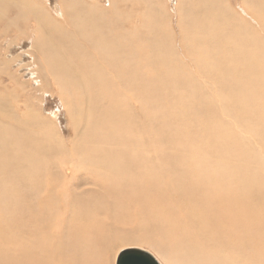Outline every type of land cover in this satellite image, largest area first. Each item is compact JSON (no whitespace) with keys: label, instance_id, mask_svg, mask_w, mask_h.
Here are the masks:
<instances>
[{"label":"bare ground","instance_id":"1","mask_svg":"<svg viewBox=\"0 0 264 264\" xmlns=\"http://www.w3.org/2000/svg\"><path fill=\"white\" fill-rule=\"evenodd\" d=\"M187 3L175 37L154 0H62L65 26L0 0L2 34L36 22L73 136L0 91V264H113L117 237L165 264H264V0Z\"/></svg>","mask_w":264,"mask_h":264},{"label":"rangeland","instance_id":"2","mask_svg":"<svg viewBox=\"0 0 264 264\" xmlns=\"http://www.w3.org/2000/svg\"><path fill=\"white\" fill-rule=\"evenodd\" d=\"M10 1L15 11H19L20 7H16V2L20 0ZM30 1L37 2L39 5L43 6L49 17L53 19V22L56 24L61 26H65L67 24L66 22L69 18L65 15L64 9L62 7V0ZM85 1L96 2L105 10L110 11L112 9L113 3L117 0ZM187 1L189 0H154L155 10H158L159 8L165 9L167 14L166 21L168 20L167 22L165 21V25L175 37H178L180 32L179 22L182 18L180 11L186 9V6L187 8L190 7V5H186ZM224 1L227 5L240 12L242 0ZM123 7L124 6L119 3V8L123 9ZM28 27V30L19 32H16L14 29L10 33L8 32L9 34H2L3 28L0 27V91L4 90L1 92H5V95L10 93L14 97V102L18 104V112L20 114L26 111V106L28 105L29 109H33L46 120V126L44 127L46 132L42 131L40 136L49 138L48 135H52L50 138L54 139L56 136L61 135L63 139H70V118L68 116V107H66L64 99L60 94V89H57L53 84L43 85V71H41L42 69L40 67L41 62L38 61L39 56L41 57V53L39 52L40 50L36 48V42L39 40V30L37 28L36 22L34 20L31 21V24H28ZM209 86L213 85L207 83L203 86L202 90H206ZM219 91V94L222 95L220 88ZM202 95L203 97L211 98L215 96L216 93L208 92L205 95ZM226 119L227 118L223 117L221 114L218 116L219 121L231 124ZM231 127L233 128V126ZM72 139L73 136L71 141ZM68 173L71 174L70 179L73 181V191L77 193H97V183L95 180H93L90 174L76 171L71 173L69 170ZM114 229L118 230L119 232L123 230V228H117L115 226ZM128 231L129 228L125 230V232ZM123 242H127L128 244L121 245L120 243ZM115 247V253L117 252V254L115 255L113 264H117L120 255L123 253V251L127 250L147 251L154 255L160 264H165L164 260L154 249L147 245L137 244L136 241L132 239V237L131 239H127L125 241H121L117 237L115 240Z\"/></svg>","mask_w":264,"mask_h":264},{"label":"water","instance_id":"3","mask_svg":"<svg viewBox=\"0 0 264 264\" xmlns=\"http://www.w3.org/2000/svg\"><path fill=\"white\" fill-rule=\"evenodd\" d=\"M117 264H160L156 258L147 251L127 250L119 257Z\"/></svg>","mask_w":264,"mask_h":264}]
</instances>
